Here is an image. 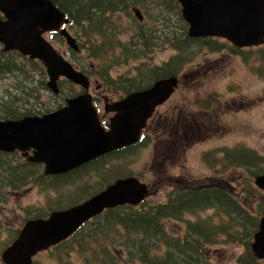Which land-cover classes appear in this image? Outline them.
Masks as SVG:
<instances>
[{"label": "rangeland", "instance_id": "rangeland-1", "mask_svg": "<svg viewBox=\"0 0 264 264\" xmlns=\"http://www.w3.org/2000/svg\"><path fill=\"white\" fill-rule=\"evenodd\" d=\"M157 9L150 8L149 16H142L140 21L147 26H161ZM120 18L123 44L130 49L135 46L141 48L137 40L135 43L129 41L130 26L135 28L137 23L129 21L125 14ZM180 20L176 17L168 23H172V30L178 33L184 31L185 25L188 31V23L185 19L184 22ZM127 26L128 30L125 29ZM66 28L76 45L82 42L79 26L70 28L68 24ZM169 31L170 28L166 30ZM42 35L64 58L88 75L93 82L89 91L99 97L101 114H106V117L112 114L108 115L104 106L118 100V95L123 98L128 94L130 87L126 80L136 76H140L139 80L145 79L147 66L162 65L178 53L169 41H165L168 35L160 37L156 43L148 42V48L152 50L146 53L147 57L134 59L128 56L120 61L115 58H122L121 48L103 47L96 58L88 55L86 47L73 51L65 39L60 40L59 36H51L47 32H42ZM214 40L223 43L225 48L213 51L209 45L197 43L188 48L189 53L184 54V57L188 55L185 61L180 63L178 60L171 67L181 76L180 84L169 101L150 119L151 127L144 147L139 146L124 156H106L100 163L84 167L77 175L68 173L70 175L62 178L47 176L43 169L42 173L32 175L30 171L35 165H28L19 153L0 154V256L29 218L46 216L53 210L64 209L76 201L79 203L120 177L136 176L148 183L151 190L143 202L149 205L169 202V194L175 184H193L208 179H212L211 182H228L232 186L231 191L260 222L264 216L259 214L264 208V190L255 184L256 176L261 174L255 176L253 172L261 173L264 161L258 160L254 166L245 165L229 160L225 155L228 150L237 149L250 152L253 159L248 163L255 162L258 156L264 158V62L261 60L264 43L244 47L239 50L242 53H235L228 39L215 37ZM2 48L1 43L0 51ZM29 60L15 50L5 52V56L0 58V71L7 69L2 67L6 61H12L16 64L13 68L20 70V75L0 73V98L17 95L16 101L9 105L16 108L18 114H23L25 110L35 114L45 113L48 108L54 110L64 105L67 97L84 91L79 84L68 81L61 85L60 95L53 93L43 83L49 80L46 68L43 70ZM179 117L198 126L195 132L192 129L187 141L193 140L194 144L184 151L187 142L183 135L176 148L165 141V136L172 138L176 132ZM163 131L165 134L161 133ZM177 148L181 152L179 155L172 151ZM169 172L185 182H172L171 179H174L166 176ZM97 219H92L80 231L78 239L83 244L67 241L61 250L54 247L43 250L36 256L34 264H140L138 259L126 256L124 229L109 226L107 234H88ZM189 221L206 224L213 229L215 239L200 245L210 264H245L251 261L244 245L226 241L222 228L226 226L228 217L215 208L185 213L184 219L165 218L163 224L168 240L183 238ZM158 248L164 252L169 246L162 240ZM260 264H264V259Z\"/></svg>", "mask_w": 264, "mask_h": 264}, {"label": "water", "instance_id": "water-1", "mask_svg": "<svg viewBox=\"0 0 264 264\" xmlns=\"http://www.w3.org/2000/svg\"><path fill=\"white\" fill-rule=\"evenodd\" d=\"M178 1L192 37H226L240 46L264 42V0ZM0 10L6 17L0 20V42L5 51L19 50L42 61L49 75L47 86L55 93L60 76L86 89L53 111L18 119L0 118V151H20L28 161L44 164L46 175L69 172L139 141L148 118L178 85L176 75L164 77L146 89L105 105L106 112L114 113L106 129L87 90L88 76L56 52L42 35L58 30L69 36L68 44L77 49L64 28L69 23L66 13L52 0H0ZM134 14L142 20L140 9L135 8ZM255 184L264 190V174L256 176ZM148 193V185L135 176L117 179L79 204L53 210L46 218L28 220L15 241L2 251L1 258L4 264H32L38 252L68 239L105 209L137 205ZM252 250L264 259V216L254 235Z\"/></svg>", "mask_w": 264, "mask_h": 264}, {"label": "trees", "instance_id": "trees-1", "mask_svg": "<svg viewBox=\"0 0 264 264\" xmlns=\"http://www.w3.org/2000/svg\"><path fill=\"white\" fill-rule=\"evenodd\" d=\"M52 1L60 10L66 13L67 18H69L70 28L79 26L81 30L79 35L82 39V42L77 43V45L79 48H88L87 53L92 57L97 58L101 48L111 46L114 48L118 47L123 50L122 58L121 56H118L115 58L116 61L126 59L128 56L134 59L145 58L147 57L146 53L152 50L148 48V42L153 41L156 43V40H158L160 37L168 35L165 41H169L178 51V53L168 61L164 62L162 65L147 66L145 69V71H147L145 79L141 78V80H139L140 76H136L126 80V84L130 87L127 93L131 91L142 90L150 86L155 80L159 78L169 76L170 74H176V72L173 71L171 67H174L178 60L180 63L185 61L188 55L184 57V54L189 53L188 48L196 45L197 43L209 45L210 49L213 51H220L225 48L223 43L220 44L211 37H191L187 31L186 25L183 32L178 33L175 30H172L173 24L168 23L170 19L179 17L181 19L180 21L184 22L182 6L178 0ZM152 7L153 9L154 7L159 8L157 10L159 11L158 15L161 26H147L145 22H141L134 14V9L137 8L141 10L143 17L144 15L149 16V10ZM123 14L129 18V21H135L137 23L135 28L130 26L129 29V26H127L125 29H129V41L131 43H135L137 40V42L141 45V48H137V46H135L133 49H130L123 44L121 35L124 33H121L120 31L122 29V26H120V15ZM169 28L171 31L166 32V30ZM181 34L183 35L180 36ZM56 37L62 40V35L60 33H58ZM232 45L234 46L233 51L235 53H242V51L240 52L239 50H241L243 47L234 44ZM233 51L231 50L232 53H234ZM5 52L7 51L2 48V51H0V58L5 56ZM243 57L247 61V56L244 55ZM261 60L264 62V52L261 53ZM29 61L35 66L45 70L44 65L41 62H34L33 60ZM2 64V67L7 69L0 71V73L12 72L16 75H20L19 68H13L16 64H14L12 61H6ZM43 83L45 85L46 81ZM65 83H69L68 80H62L61 84L63 85ZM60 87L61 85L59 86V93L57 95L61 94L62 89ZM22 90L24 92L23 88ZM17 98V95L9 96L8 98L2 96L0 98V105H3L0 106V118L15 119L24 115L35 114V112L31 110H25L23 114L22 112H19L20 114H18V111H15L16 108L9 105L10 102L16 101ZM62 105H59L57 108H60ZM48 111H52V109L48 108L45 112ZM146 142L147 141H144L143 145L141 142H139L135 145L125 147L122 150H118L108 155L123 154L119 156H124L125 153H128L139 146L144 147ZM0 154L6 153L0 152ZM106 156L98 160L96 159L93 163H100L102 161L101 159L105 158ZM226 158H229V160L234 159L235 161L241 162L245 165L250 164L253 166L258 160L264 161L263 157L258 156L256 157L257 160L255 162L248 163L249 160L253 159V157L250 155V152L237 149L230 151L228 150ZM32 165H35V167L30 171L32 175H37L40 172L42 173V167L40 164L35 163ZM84 169V167L76 168L75 170L71 171L70 174L77 175L78 172ZM262 169L263 170L261 173L253 172V174L255 176L258 174H264V166ZM70 174L54 177L62 178ZM19 179L21 178L19 177ZM211 181L212 179H208L204 182H195L193 184H175L176 187H173V191L169 194L170 201L165 204L149 205L142 202L139 208H136V205L125 204L115 208L107 209L101 215L94 218L98 219L95 220L94 226L90 229L91 232L88 234H107L108 232L106 229H109V226H116L124 229L126 231V242L124 246L125 251H127L126 256L128 258L138 259L140 264H210L208 257L206 256V252L200 247L202 243L214 237L212 235L213 229L210 226L201 224L199 222L189 221L187 222L188 227L185 236L183 238H177L176 240L171 241L168 240L166 236L163 220L165 218L184 219L185 213L215 208L216 210L224 212L228 217L226 226L222 228L223 233L226 234V241H236L245 246L246 253H249L251 256V261L245 264H260L263 259H259L252 250L254 234L258 231L260 223L257 220V216L252 217L253 214L236 197V194L231 191L232 186L228 184V182ZM104 188L105 187L100 188L94 192L97 193ZM94 194H90V196ZM75 203L78 202L76 201L68 206H71ZM51 209L53 210V207ZM259 214H264V208L260 209ZM40 216L43 215H36L34 217L36 218ZM88 224L89 223H87V225ZM85 226L86 224L80 230H78L79 232H75L69 239L56 245L54 249L61 250L63 248V244H65L67 241L70 243L78 242L83 244L78 238L81 235L80 231L83 230ZM162 240H165L169 246V248L164 252H161L158 248ZM112 264L117 263L113 262Z\"/></svg>", "mask_w": 264, "mask_h": 264}, {"label": "flooded vegetation", "instance_id": "flooded-vegetation-1", "mask_svg": "<svg viewBox=\"0 0 264 264\" xmlns=\"http://www.w3.org/2000/svg\"><path fill=\"white\" fill-rule=\"evenodd\" d=\"M6 19V17H5V15H4V13L0 10V20H5ZM67 26V25H66ZM67 32H68V34H69V31L67 30ZM44 33V32H43ZM48 34H50L51 36H54V35H56L57 36V34L58 33H60L61 34V32L60 31H58V30H55V31H48L47 32ZM62 35V40L63 39H65V41H66V43L68 44V37L69 36H65V35H63V34H61ZM50 43H51V41H50ZM0 44H1V42H0ZM244 48V47H243ZM55 50H56V52H58V53H60L56 48H54ZM75 51H78V49H79V47L77 48V49H75V48H73ZM9 51H14V50H9ZM8 52V51H7ZM25 55V54H24ZM28 59H30V60H33L34 62H41L40 60H38V59H34V58H30V56H28V55H25ZM75 67H76V65L74 64V63H72ZM45 67V66H44ZM47 75H48V73H47ZM86 75V74H85ZM178 77H179V81H181V76L179 75V74H176ZM88 76V75H87ZM48 77H49V75H48ZM62 80H64V77L63 76H60L59 77V79L57 80V82H58V88H59V85H62L61 84V82H62ZM48 81H46V83H47ZM179 84H180V82H179ZM179 84H178V86H179ZM91 85H92V83H90V86L88 87V89L91 87ZM175 93V92H174ZM173 93V94H174ZM173 94L171 95V97L173 96ZM120 95H118L117 97H119ZM170 97V98H171ZM169 98V99H170ZM93 99H94V102H95V105L98 107V109H97V111H98V113L100 114V119H101V122H102V124L104 125V127L106 128V129H108V127H109V121H110V117L111 116H108V117H106V114H101V109H100V103H99V97L97 96V94H94L93 95ZM122 99V98H121ZM169 99L167 100V101H169ZM167 101H165L163 104H161L160 106H158L157 108H156V110H155V112H154V114L152 115V117L154 116V115H156L157 114V111L159 110V108L162 106V105H164ZM105 110V109H104ZM106 112V111H105ZM107 113V112H106ZM108 115L109 114H112V113H107ZM151 117V118H152ZM150 118V119H151ZM150 119L148 120V123H147V125H146V127L144 128V131H143V136H142V139L144 138V140H145V138L147 137V135H148V130H149V128L151 127V124H150ZM198 126H196V125H192V124H190L189 122H187V120H186V118H180L179 117V120H178V122H177V127H176V132L172 135V138L171 137H167V136H165V141H167V142H169L170 144L169 145H174L175 146V148L176 147H178V145H177V143L179 144L180 142H181V140H182V135L184 136V140H185V143L188 141V139L191 137V134H192V129L194 130V132L196 131V128H197ZM200 129V127L198 128V130ZM201 129H203V126H201ZM161 133H164L165 134V132L163 131V132H161ZM192 139V138H191ZM194 144V142H193V140L192 141H189V142H187L186 143V146L184 147V149H183V151L185 150V149H187L186 147H191L192 145ZM172 151H175L176 153H177V155H179L180 153H179V148H177V149H174V150H172ZM21 156H26V155H24L23 153H19ZM226 154H227V152H226ZM109 156V155H108ZM226 156V155H225ZM100 159V158H99ZM98 160V159H97ZM95 160H93V161H89V162H87V163H85V164H83V165H81L82 167H87V166H90V164H92L93 162H94ZM29 163V165H31V164H35L34 162H31V161H29L28 162ZM37 164H40V163H37ZM41 165V167H42V169L44 170V165L43 164H40ZM64 175V174H63ZM53 176H60V175H53ZM168 178H173L174 180H172L171 179V181L172 182H185V181H183V180H181L180 178H179V176L177 175L176 176V174L175 173H173V172H169V175H166ZM187 181H189V180H187Z\"/></svg>", "mask_w": 264, "mask_h": 264}, {"label": "bare ground", "instance_id": "bare-ground-1", "mask_svg": "<svg viewBox=\"0 0 264 264\" xmlns=\"http://www.w3.org/2000/svg\"><path fill=\"white\" fill-rule=\"evenodd\" d=\"M137 33V32H136ZM140 35V34H139ZM148 38V37H147ZM66 59V58H65ZM68 60V59H67ZM68 61H70V60H68ZM71 62V61H70ZM72 63V62H71ZM74 66V65H73ZM34 163H36V162H34ZM40 164H42V163H40ZM44 165V164H43ZM255 235V234H254ZM1 257V256H0ZM260 259V258H259ZM1 262L4 264V262H3V260H2V258H1Z\"/></svg>", "mask_w": 264, "mask_h": 264}]
</instances>
